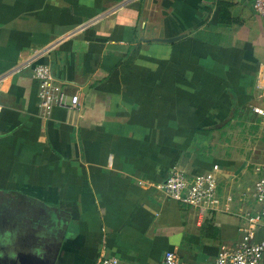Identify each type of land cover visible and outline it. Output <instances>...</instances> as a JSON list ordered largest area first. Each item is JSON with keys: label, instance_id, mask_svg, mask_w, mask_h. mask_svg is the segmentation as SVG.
Listing matches in <instances>:
<instances>
[{"label": "crops", "instance_id": "obj_1", "mask_svg": "<svg viewBox=\"0 0 264 264\" xmlns=\"http://www.w3.org/2000/svg\"><path fill=\"white\" fill-rule=\"evenodd\" d=\"M38 64L79 93L77 108L40 110ZM0 92V234L36 225L18 217L36 211L49 226L18 243L41 241L45 264H159L168 250L212 264L260 208L264 16L252 0H0ZM176 169L214 172L218 210L201 218L157 190Z\"/></svg>", "mask_w": 264, "mask_h": 264}, {"label": "built area", "instance_id": "obj_2", "mask_svg": "<svg viewBox=\"0 0 264 264\" xmlns=\"http://www.w3.org/2000/svg\"><path fill=\"white\" fill-rule=\"evenodd\" d=\"M255 11L264 16V0H252ZM39 84V108L43 113L54 107L75 109L79 106V93L68 94L57 82L52 67L38 64L34 69ZM1 108V92H0ZM263 114V110L254 107ZM218 170V166L214 167ZM260 178L254 185L253 196L260 205L255 213H247L239 225L241 238L232 244H222L212 264H264V164L260 166ZM214 172L190 174L182 170H172L168 176L155 185L165 197L198 209L199 216L217 211L221 199L218 193V179ZM260 231L262 237L258 238ZM96 264H123L115 255L101 254ZM159 264H185L174 250L165 252Z\"/></svg>", "mask_w": 264, "mask_h": 264}, {"label": "rangeland", "instance_id": "obj_3", "mask_svg": "<svg viewBox=\"0 0 264 264\" xmlns=\"http://www.w3.org/2000/svg\"><path fill=\"white\" fill-rule=\"evenodd\" d=\"M247 116L248 115L244 116V120L241 123L242 124L241 128L243 130H245L246 128L247 129L249 128L248 124L245 123V121L248 120ZM250 128H252V127H250ZM9 212H10V210L2 209V210H0V216L4 217V214L9 213ZM29 213H28L27 209L21 210L20 211V216H18V217L20 219H22V220H25V221H27V220L24 217H30L31 219H36V225L35 224L29 225V224H25L23 222H20L21 225L18 226V228H19V232L18 233H17V225L16 224L12 225L11 227H9V229L11 231H13L14 234L12 233L13 235L9 236V240L10 241H7V239L6 240L3 239L1 237V234H0V244H2V248H4L6 251H8L10 249H12V250H15V249L21 250L22 252H24V253H21V255L24 258H27L28 260H31L30 264H33V262L38 263V264H45V261L43 259V255H41L42 253H44V249H43V247H41L42 245L38 244L41 241H37V243L35 242L33 244H28V243H26L24 241L18 243L22 239V237L21 236H17V234L18 235H22L23 234L24 235V239L28 240V237H31V234H32V232L34 230L36 231V236L37 235H42L43 229H45V227L49 226L48 220H46L47 224L45 226L43 221H41V218L38 217L40 215H38V213L36 211L34 213H33V211H30ZM1 229H2V226L0 225V230ZM5 254L12 255L14 253H5Z\"/></svg>", "mask_w": 264, "mask_h": 264}, {"label": "water", "instance_id": "obj_4", "mask_svg": "<svg viewBox=\"0 0 264 264\" xmlns=\"http://www.w3.org/2000/svg\"><path fill=\"white\" fill-rule=\"evenodd\" d=\"M177 38H179V37H177ZM167 40L171 41V40H174V39H167ZM241 169H243V167ZM240 170L237 172V174L240 172ZM0 264H8V263H2V262H0ZM12 264H24V263H22L20 260H18L17 262L12 263Z\"/></svg>", "mask_w": 264, "mask_h": 264}]
</instances>
